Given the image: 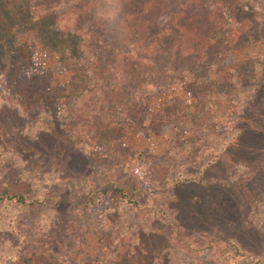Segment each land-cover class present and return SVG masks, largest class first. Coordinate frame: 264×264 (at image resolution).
Returning <instances> with one entry per match:
<instances>
[{"label":"rangeland","instance_id":"obj_1","mask_svg":"<svg viewBox=\"0 0 264 264\" xmlns=\"http://www.w3.org/2000/svg\"><path fill=\"white\" fill-rule=\"evenodd\" d=\"M241 1L244 20L219 34L235 49L198 74L212 85L211 133H196L190 117L157 132L141 116L120 153L92 155L64 131L73 99L27 111L5 72L10 47L29 41L33 69L73 93L94 60L73 53L64 21L32 0H0V178L28 187L25 205L0 203V264H264V0ZM189 77L165 84L150 109L187 101ZM133 178L134 208L114 200Z\"/></svg>","mask_w":264,"mask_h":264},{"label":"trees","instance_id":"obj_2","mask_svg":"<svg viewBox=\"0 0 264 264\" xmlns=\"http://www.w3.org/2000/svg\"><path fill=\"white\" fill-rule=\"evenodd\" d=\"M32 1L59 23L64 21L67 27L60 30L71 40L73 53L89 54L94 62L88 60L86 74L77 79L72 93L56 84L51 70L33 69L29 41L11 46L14 59L5 80L12 90L9 93L23 109L73 99L77 107L64 131L92 155L100 146L120 153L124 130L141 116L148 117L157 132L176 121L183 124V119L190 117L196 123V133H211L206 116L212 85L198 74L212 58L218 60L220 53L235 49L234 42L219 34L227 20L234 24L244 20L239 12L247 6L241 0H221L222 7L215 0ZM104 2L113 9L111 16L98 11ZM183 72L191 80L184 86L187 101L173 98L163 110L152 111L149 99ZM137 189L134 178L120 181L114 200L134 208L138 205ZM27 198L26 183L6 184L0 178V203L25 205Z\"/></svg>","mask_w":264,"mask_h":264}]
</instances>
